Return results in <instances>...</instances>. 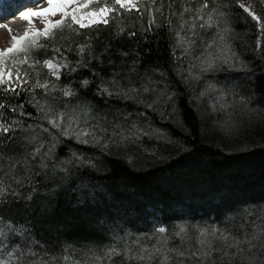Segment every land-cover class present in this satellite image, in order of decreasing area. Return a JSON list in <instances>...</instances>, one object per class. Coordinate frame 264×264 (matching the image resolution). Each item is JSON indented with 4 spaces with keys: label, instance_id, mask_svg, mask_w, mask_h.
<instances>
[{
    "label": "snow or ice",
    "instance_id": "6c2138e0",
    "mask_svg": "<svg viewBox=\"0 0 264 264\" xmlns=\"http://www.w3.org/2000/svg\"><path fill=\"white\" fill-rule=\"evenodd\" d=\"M14 18L26 22L22 33L0 20L10 34L0 48V92L15 98L0 99V143L10 146L0 151V264H264V196L223 193L215 217L165 216L155 205L125 204L91 176L114 150L132 164L189 156L190 143L153 119L188 132L182 95L202 120L208 98L211 123L226 135L264 122L254 102L264 96V13L253 0H32ZM237 21L255 29L252 46L237 49ZM165 36L171 58L153 62V39L158 47ZM69 190L79 209H95L106 238L88 243L83 260L68 254L76 249L67 240L63 254L46 250L35 232Z\"/></svg>",
    "mask_w": 264,
    "mask_h": 264
},
{
    "label": "trees",
    "instance_id": "16d2710c",
    "mask_svg": "<svg viewBox=\"0 0 264 264\" xmlns=\"http://www.w3.org/2000/svg\"><path fill=\"white\" fill-rule=\"evenodd\" d=\"M144 22L147 23L146 16ZM107 36V31L102 33V37ZM168 43L166 36L162 37L157 47L153 39V54L149 59L156 63L167 64L171 58ZM127 44H130V41H126V46ZM38 51L43 56L46 50ZM47 52L50 54V49ZM46 74L47 71L41 69L42 77ZM256 83L259 87V74ZM36 91L41 92L40 89ZM56 94L59 95V92ZM0 99L15 98L0 92ZM257 102L264 106V96H260ZM179 103L187 113L185 122L189 131L184 132L170 122L164 121L163 124H166L164 127H167L170 132L185 138L190 143L189 156L183 160L173 158L172 161L164 164L145 163L143 159L132 164L127 161L123 151L114 150L112 155L101 157L105 166H102L100 171L91 172V176L94 177L93 182L104 188H111L125 204L148 208L155 205L164 210L165 216L184 205L197 214L201 212L202 216L207 213L215 217L216 214L202 208L199 201L208 200L213 205L218 204L220 202L218 197L224 191L229 194L236 193V196L254 193L257 199L264 196V192H259L264 186V143L249 149L239 148L229 152L204 138L201 119L186 106L185 96L180 97ZM29 110L33 111L31 106ZM153 119L156 123L158 122V117L154 116ZM152 144L154 143L145 141V145L149 148ZM9 149L10 146L6 147L0 143V151L6 154ZM58 151L60 155H64L66 150L58 148ZM4 163L7 165L6 159ZM87 174L86 172L85 175ZM5 179L7 180V177ZM20 191L24 192V189ZM173 192H176L179 198L174 196L170 198L169 194ZM183 198L187 200L183 201ZM44 203L46 204L47 201ZM52 209H55V212L52 213L51 220L37 219L35 221L37 239L45 243L46 250L63 254V244L67 240L76 249L74 251L73 248H69L68 254L75 259L83 260L85 259L83 251L88 243L106 242V238L102 239L104 234L96 221L95 209H79L76 201L73 200L71 190L60 194L49 211L51 212ZM11 212L13 216L25 215L22 210L16 208H12ZM254 218L255 216L250 219ZM217 219L222 221V218ZM53 221H56L55 228H53ZM57 228L59 232L55 230Z\"/></svg>",
    "mask_w": 264,
    "mask_h": 264
},
{
    "label": "rangeland",
    "instance_id": "374dc122",
    "mask_svg": "<svg viewBox=\"0 0 264 264\" xmlns=\"http://www.w3.org/2000/svg\"><path fill=\"white\" fill-rule=\"evenodd\" d=\"M254 6H255V10L258 13H264V6H262L260 4V0H253ZM37 26L41 27L42 25L39 24V22L37 21ZM27 27L26 23L19 29V30H14L17 33H22L23 30ZM236 27L238 29V37L237 39L234 41V43L236 44L237 49H239L242 45L243 46H252L254 43V38L256 35L255 29H252L250 31H245V25L243 21H237L236 22ZM208 35H211V31H209ZM243 38L242 40L240 38ZM10 44V34L8 33V31H5L4 33H0V48L2 47H7ZM246 55H250V53H246ZM47 71L46 68H43ZM257 102V101H254ZM210 102L208 100V98H205L204 103L202 105V112L206 113L207 115H205L204 119L202 120L201 118V122H202V129H203V135L204 138L209 141V142H214L215 144H217L218 146L226 149L227 151H234L236 149H245L244 145L246 143L252 144L253 146H257L258 144H262L264 143V122H259V121H255L253 123V125L251 127H248L247 129H241L239 131V133L234 134V135H226L223 131H221L217 126H215L214 124L211 123V120L209 118L210 116ZM200 117V116H199ZM164 121L159 120L158 118V122L157 124L159 126L164 127L163 124ZM145 141L147 142H152V143H156V141H148L147 139H145ZM254 142V143H253ZM119 151H123V149L119 150ZM145 156H147L148 154L145 153ZM259 192H264V186L262 189H260ZM223 193H227L226 191L222 192ZM249 193V192H248ZM257 193V192H255ZM229 194V193H228ZM229 195H236V193H232ZM256 194H252L249 193L247 196L248 197H256ZM170 198H173V196L175 198H179L178 194H176V192H173L171 194H169ZM183 197V196H182ZM181 197V198H182ZM186 197V195L184 196ZM186 198H183V201H186ZM197 201V200H196ZM199 201V200H198ZM197 201V202H198ZM200 206L202 208H204L205 210H208V212L211 213V206L213 205L211 201L208 200H203V201H199ZM176 212H180V211H194L193 209H190L186 206H182V207H177L176 210H174ZM173 211H171L169 214H171ZM133 215H135V213H132ZM202 213H198V216H202ZM210 223L213 221H209ZM136 223L138 225L142 226V221H136ZM168 227L171 230L172 227H174V225L171 222H168ZM172 243H179L178 240H174L172 241ZM6 258V257H4ZM156 264H158V261L156 262Z\"/></svg>",
    "mask_w": 264,
    "mask_h": 264
},
{
    "label": "bare ground",
    "instance_id": "6f19581e",
    "mask_svg": "<svg viewBox=\"0 0 264 264\" xmlns=\"http://www.w3.org/2000/svg\"><path fill=\"white\" fill-rule=\"evenodd\" d=\"M27 1V0H26ZM32 2V0H30V3ZM6 3V2H5ZM14 6V5H13ZM15 8V7H14ZM13 7H8V9H6V11L4 12H2V13H0V18H1V20H3V19H5V17H6V14H11V12L13 11V9H14ZM7 11H9V12H7Z\"/></svg>",
    "mask_w": 264,
    "mask_h": 264
}]
</instances>
